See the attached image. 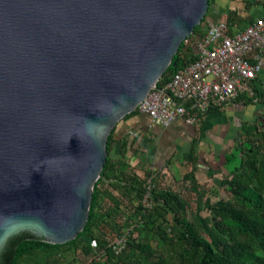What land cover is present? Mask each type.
<instances>
[{
  "label": "water",
  "instance_id": "water-1",
  "mask_svg": "<svg viewBox=\"0 0 264 264\" xmlns=\"http://www.w3.org/2000/svg\"><path fill=\"white\" fill-rule=\"evenodd\" d=\"M210 0H0V255L84 229L107 139ZM4 246V247H3Z\"/></svg>",
  "mask_w": 264,
  "mask_h": 264
},
{
  "label": "trees",
  "instance_id": "trees-1",
  "mask_svg": "<svg viewBox=\"0 0 264 264\" xmlns=\"http://www.w3.org/2000/svg\"><path fill=\"white\" fill-rule=\"evenodd\" d=\"M209 14L210 6L179 47L158 87L167 86L175 73L197 58V43L206 32ZM137 115L136 109L124 120ZM239 134L238 144L218 159L224 169L221 185L206 188L199 183L198 157L194 150L190 153L186 162L192 167L181 182L184 191L195 195L193 210L183 192L162 187L156 179L161 170L155 174L153 168L157 151L153 140L148 138L149 158L143 168L131 167L125 162L127 154L144 137L129 141L114 127L84 229L65 244L34 239L26 231L15 234L6 243L0 264H22L26 259L24 264H53L55 260L64 264H264V125L244 124ZM117 146L120 153L115 158ZM162 168L170 169V160L163 161ZM221 188L225 196L213 201ZM111 206L119 210L115 217L109 212ZM122 237L125 247L116 253L113 246ZM91 240H96V248L91 247Z\"/></svg>",
  "mask_w": 264,
  "mask_h": 264
},
{
  "label": "built area",
  "instance_id": "built-area-1",
  "mask_svg": "<svg viewBox=\"0 0 264 264\" xmlns=\"http://www.w3.org/2000/svg\"><path fill=\"white\" fill-rule=\"evenodd\" d=\"M263 64L264 16L235 35L229 34L225 21L206 22L197 58L175 73L167 86L156 84L137 110L165 128L180 118L198 126L213 109L234 104L241 96L255 99L254 80ZM125 242L123 237L115 242L116 253ZM90 245L96 248V240Z\"/></svg>",
  "mask_w": 264,
  "mask_h": 264
},
{
  "label": "crops",
  "instance_id": "crops-1",
  "mask_svg": "<svg viewBox=\"0 0 264 264\" xmlns=\"http://www.w3.org/2000/svg\"><path fill=\"white\" fill-rule=\"evenodd\" d=\"M262 16L264 0H210V14L206 22L225 21L229 26V34L235 35ZM254 85L257 90L255 99L245 96L234 104L213 109L202 118L198 126L188 125L180 118L165 128L153 123L149 116L138 112L137 116L124 120L121 127H118L119 135L128 137L129 141L140 136L150 138L158 145L157 154L164 151L171 155H190L194 150L195 155H198L197 152H209V158L218 162L220 156L238 144L239 130L244 124L264 122V64L254 80ZM119 153L120 147L117 146L113 150L114 157L118 158ZM135 159L136 155L126 158L125 162L131 167L143 168V164H137ZM198 168L204 170L201 166Z\"/></svg>",
  "mask_w": 264,
  "mask_h": 264
},
{
  "label": "rangeland",
  "instance_id": "rangeland-1",
  "mask_svg": "<svg viewBox=\"0 0 264 264\" xmlns=\"http://www.w3.org/2000/svg\"><path fill=\"white\" fill-rule=\"evenodd\" d=\"M124 122V120L121 122V124L119 125L121 127L122 123ZM264 125V122H263ZM118 126V127H119ZM124 129V128H123ZM119 131V130H118ZM128 139V137H126ZM125 138V139H126ZM138 139V137H135V139ZM138 143L141 142L138 146L139 148L133 147L127 154V158L130 159V157L132 158L133 156L136 155V159L137 160V164H140L142 166V164H146L147 163V158H149V156H147L149 154V150H150V142L148 141V138H144L143 141H137ZM155 147H157V144H154ZM161 152V151H160ZM196 155L199 159H198V167H202V169L204 170H198L196 172V177L199 181V183L206 187V188H212L214 184L217 185H221V182L223 180V175L222 172L224 171V169L222 167H220L219 163L215 160V159H210V153L209 152H197ZM189 154L185 153H179V154H175L172 153L169 154L168 152H161L154 155L153 157V165L155 167V174L161 170L160 172H158V174H156V179L158 180L159 184L162 187H167V186H171L173 187L176 191H180L183 192L185 198L188 199V201L190 202L191 208L193 210H195V195L193 193H189L187 191H184L183 185H182V177L185 174V172L189 171L191 169V165L187 164V159ZM130 156V157H129ZM170 160V169H164L163 167V161H167ZM218 196V197H217ZM215 196H212V200L215 201L217 200V198L221 197V196H225V191L224 189H220L219 194ZM124 206H127V202H125ZM107 207V206H106ZM109 212L115 217L117 214H119V210L115 209L114 207H109ZM204 216L208 215V212H204L203 213ZM84 239L87 240L88 239L86 237V235H84ZM5 246V244H4ZM3 246V247H4ZM27 260V259H26ZM26 260H23L21 263L24 264L26 262ZM55 260V259H54ZM79 260H82V256L80 255ZM65 261H58L55 260L53 261V264H64ZM85 264V263H84Z\"/></svg>",
  "mask_w": 264,
  "mask_h": 264
}]
</instances>
